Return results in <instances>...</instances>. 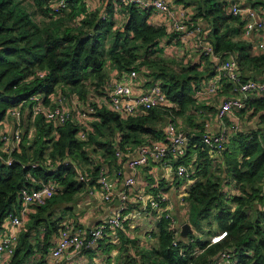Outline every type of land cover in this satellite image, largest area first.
Returning a JSON list of instances; mask_svg holds the SVG:
<instances>
[{"label": "trees", "instance_id": "obj_1", "mask_svg": "<svg viewBox=\"0 0 264 264\" xmlns=\"http://www.w3.org/2000/svg\"><path fill=\"white\" fill-rule=\"evenodd\" d=\"M58 1L0 0V125L14 109L27 115L19 142L21 151L17 148L9 153L0 134V230L8 216L20 213L22 190L39 188L51 181L59 186V191L46 205H32L37 212L31 214L32 224L24 228L21 242L8 264H22L32 252L28 233L41 221L43 212L56 204L69 203L87 186L101 189V172L117 184L124 183L122 168L129 152L141 145L153 146L159 140L165 141L164 128L168 123L177 125L178 115L183 117V122L194 121L199 110L195 93L205 84L199 83L210 76L207 70L193 74L189 70L178 72L149 56L164 49L166 41L176 39L179 45L184 42L181 34L170 32L164 21L157 25L152 22L155 13L152 7L115 0H100L94 4L93 0H66L67 6L56 12L53 4ZM169 1L173 8H185L190 26L200 24L209 34L206 42L213 46L214 55L236 54L243 81L250 78H245L242 71H264V51L253 53L250 43L242 39L245 20L229 12L232 0ZM249 1L253 6H264L263 0ZM121 15L126 16L123 25L115 28ZM202 58L210 57L202 53ZM143 66L151 71L146 74L147 87L154 85L147 77H156L164 88L167 103L159 108L124 117L104 104L92 103L95 112L80 116L89 120L85 125L72 119L59 125L48 121L43 114H35L34 104L42 101L46 107L53 106L56 93L68 96V100L78 94L84 105L89 102V88L102 91L106 96L112 81L110 69L111 77L117 75L116 81H121ZM234 86L223 77L220 90L238 93ZM35 96L39 99H33ZM244 103L246 107L237 112L244 115L247 110L258 114L261 125L249 132L231 133L227 148L219 151L224 165L220 177L215 181L210 177L213 161L202 147L210 148L201 140L206 131L203 124L198 123L189 132L192 141L196 139L199 146L194 152L193 148L187 150L178 162H173L174 166L186 164L189 178L199 175L185 196L191 212L194 211L192 224L198 226L202 220L213 218L218 229L228 232L225 240L209 247L210 240L195 233H190L188 240H181L172 220L163 211L158 213L161 217L157 231L149 232L156 238V245L141 244L139 239L127 235V220L122 229L108 228L98 247L103 243L106 252L115 249L117 245L107 242L110 239L107 235L115 231L122 240L121 252L128 254L129 247L135 249L132 256H127L125 264H217L221 250H231L240 264H264V94L245 99ZM118 151L124 152L123 158L117 155ZM96 152L105 159L104 164L93 161L92 155ZM195 152L199 161L192 165L190 154ZM9 156L13 160L11 164L6 163ZM150 161L156 162L152 158ZM104 165L115 169L113 179L104 171ZM78 170L88 177L87 182L79 180ZM117 171L122 174L118 175ZM224 184L235 186L239 193H229ZM56 225L55 221L46 223L45 236L57 229ZM193 228L197 231L195 226ZM39 262L42 264L44 257Z\"/></svg>", "mask_w": 264, "mask_h": 264}, {"label": "built area", "instance_id": "obj_2", "mask_svg": "<svg viewBox=\"0 0 264 264\" xmlns=\"http://www.w3.org/2000/svg\"><path fill=\"white\" fill-rule=\"evenodd\" d=\"M95 1L100 0H93V4ZM119 1L146 8L152 7L155 10V14L162 16L163 21L168 25L170 32L180 33L185 42L187 39H193L195 37L197 45L200 46L201 53L218 58V56L214 55L213 46L206 42L209 34L203 31L200 24H196L193 27L190 26V22L188 23L190 17L184 8H173L168 0H115V2ZM66 4V0H60L53 4V8L56 12H60L67 6ZM229 12L235 16H240L245 20L244 29L246 36H249L252 32H258L260 35H264V11H259L251 6L244 5L243 0H232L229 4ZM257 47L264 51V37H262L257 43ZM135 74L136 72H132L129 75L130 79H132ZM223 77L228 78L229 82L235 85L234 90L242 97L250 95V93L264 94V76L262 79L250 78L247 81H243L240 66L236 57H231L230 60L220 62L216 66V72L210 83L206 86H202L198 89V92L201 95H216L221 88ZM107 89L108 95L103 96L102 103L97 102V104L103 106V102H105L107 107L124 117L135 116L140 114V112L150 111L167 103V96L160 83H154V85L147 87L140 93L135 91L130 80L113 82ZM33 99L38 98L35 96ZM52 102L53 106L46 107L42 101H37L33 108L35 114H43L48 121H53L59 125L67 123V121L72 118V114L69 109L66 108L65 97L60 93L55 94ZM244 102L245 98L237 96L227 97L221 101L218 113V117L222 122L221 127L214 133L206 127L205 133L201 136V140L204 144L208 145L211 149H216L218 151L227 148V145L230 142L231 133L233 131H238L239 126L236 123L227 126L223 121L225 117L233 111L237 112L244 109L246 107ZM85 105L88 111L82 113L83 110L80 109L79 113L81 114V117H84L88 113L95 112L94 104L88 102L85 103ZM89 107L91 108L89 109ZM21 113L22 111L20 109H14L9 115L14 116L19 120ZM165 135V141L159 140L153 146L141 145L137 150L129 152L125 157L124 162L136 172L147 166L151 162V158L158 162L164 161L165 159L178 162L180 158L187 153L192 136L189 132L182 130V128H180L178 124L176 125V123H168L165 128ZM21 136L22 134L20 131L15 134L4 133L2 135L4 148L9 153L17 148L19 150ZM117 155L120 158H123L124 152L118 151ZM12 161L11 156H9L6 163L11 164ZM117 174L121 175L122 171H117ZM189 174L188 166L183 163H178V177H188ZM78 178L80 181L87 182L88 180V177H86L81 170H78ZM123 180L124 183L122 190H118L116 189L117 183L114 182V180H110L104 175V172L100 173L99 183L102 184V199L110 202L114 200V197L116 196L120 198L123 205L108 216V219H106L104 223H101L88 231L81 228H78V230L73 229L66 223L61 225L63 229L60 230V239L49 250L51 258L54 259L55 263L58 264L66 254H82L84 251L98 248L99 241L105 237L108 228L112 230L123 228V225L129 219L125 212L127 202L130 201L127 190L138 184V180L133 176H127ZM58 191V184L52 181L39 188H32V190L25 189L21 191L20 201L22 202V205L20 214L15 213L14 215H11L13 230L0 239V264L13 257L16 245L19 241L15 227L19 226L24 221L23 217L27 211L32 205H46L49 199H51V197H53ZM92 192L95 191L92 189L91 193ZM183 197L185 198L184 195ZM169 200L170 198L168 194L163 189L157 194L152 195L150 200H147L144 195L135 197V202L139 206L140 214L143 213V210H147L148 208L157 210L158 213L166 211V216L172 220L175 229H177L178 223L174 220L173 215H171V212L168 209ZM228 235L229 234L226 231H218L216 235L211 237L210 243L207 247L222 242L228 237ZM217 258V264H240L238 258L235 257L231 250H223L219 252ZM29 264H38V262H31ZM90 264L103 263L92 262Z\"/></svg>", "mask_w": 264, "mask_h": 264}, {"label": "crops", "instance_id": "obj_3", "mask_svg": "<svg viewBox=\"0 0 264 264\" xmlns=\"http://www.w3.org/2000/svg\"><path fill=\"white\" fill-rule=\"evenodd\" d=\"M253 2H257L260 0H252ZM264 2V0H263ZM243 4L247 6H251L254 8H260L261 11H264V6H253L251 4V1L249 0H243ZM154 19H152L155 23H163V19L153 13ZM152 17V18H153ZM202 20V19H201ZM199 20V23H202V21ZM245 25V21H244ZM242 39H245L248 43H250L252 52L253 53H258L262 52L257 47V43L261 40L264 35H260L258 32H252L249 36L245 35V32L243 30V34L241 35ZM184 40V39H183ZM174 44V43H173ZM174 53L169 52L171 56H173L175 59L178 58L182 60L183 58H189L195 63V67L198 69L196 72L199 70H207V72L210 73V76L207 79H203L199 84L205 82L203 86H206L210 83L211 79L213 78L215 72H216V66L222 62V61H227L230 60L231 57H235L236 54L233 52L229 55L228 53H225L223 56H218V58L214 56H209V59H203L202 58V53L200 46L197 45L196 43V38L194 37L193 39H187V41L183 42L181 45L176 44L174 47ZM190 55V56H189ZM213 69V70H212ZM195 72V71H194ZM195 72V73H196ZM242 74L245 78H254V79H262L264 75V71H257L254 69H249L248 71H242ZM130 78V77H128ZM147 79L146 76L144 77L143 75H137L130 79L131 85L133 88H135V91L137 93H140L144 89L147 88ZM116 82V79H113L111 83ZM202 86V85H201ZM60 92V91H59ZM231 93L228 94V92H225L223 89L220 90V92L217 95L213 96H208V95H201L198 92L195 93V96L197 97V104H198V111H196L198 114L196 116L195 121L198 122L199 124H203L204 127L206 126L209 128L211 132H216L220 129L221 127V120L218 117V111L220 107V103L224 98L227 97H232L234 93V96L239 97V93H235L233 90L230 91ZM59 94V93H56ZM55 96V95H54ZM53 96V97H54ZM262 94H257V93H250V95H247L243 98L245 99H253L257 97H261ZM39 99V97L37 96ZM102 103V102H101ZM105 105V102H103ZM67 104H70V101L67 102ZM72 105V106H71ZM67 106L69 111L72 114V120L75 121L76 123H80L81 121L83 122L82 124L85 125V122L89 123V120L82 119L80 116L81 114L79 113V110L77 107L79 105L80 108V103L79 100L75 101L73 104ZM202 114H201V113ZM244 118L239 117L237 114L238 112H232L228 114L225 119L224 123L228 126L233 123L238 124L240 130H245L247 132L251 131L252 129L257 128L258 126L261 125L259 121L258 114H253V112L250 113V111L245 110ZM177 118L176 121L178 122L179 126L183 128L186 132H190V130H194L192 128L194 127V123L190 120L188 123L183 122V117H180L179 115L176 116ZM27 115L25 112L21 113L20 119H16L14 116L7 115V117L4 119L2 125H0V134H15L18 131H20V128L26 125L27 121ZM170 120V119H169ZM22 121V122H21ZM167 119L164 120L165 123H167ZM18 122V123H17ZM189 126H188V125ZM165 129V128H164ZM24 131V129H23ZM33 131V130H32ZM21 132V131H20ZM83 134V138H84ZM191 135V134H190ZM190 145L188 150L191 151L195 150L199 144L197 143L196 139L192 141V138L190 140ZM203 149H207L209 153L210 159H212L213 163L217 162L219 165L222 166V159L219 158L220 152L218 150H213L211 148L202 146ZM19 151L20 148H19ZM194 152V151H193ZM190 158L192 160V165H195L194 163L197 162V154L192 153L190 154ZM92 159L94 162L100 161V163H103L105 159L101 156L99 152L93 153ZM96 160V161H95ZM199 161V160H198ZM174 160H168L165 159L164 161H156V162H150L147 166L142 168V170L139 171H133L130 167L127 166L125 163L123 165V173H124V178L127 176H133L136 177V180H138V184H136L135 187H130L127 192L129 194L130 201L127 202V208L125 212L127 213L129 219L127 224L131 226L134 231L129 232L127 231L128 228H126L127 235H129L133 239H139L140 243L145 244V245H156V238L151 235L149 232L152 230L157 231V225L160 220V217L158 212L153 211L149 212L146 210L142 214L139 213V206L135 202V197L139 195H144L147 200H150V197L152 195H155V192H159L162 189L171 197V210L173 211L174 215L177 216L178 218V228H177V234L178 238L181 240H188V235H183V225L188 221V216H187V209L183 210L187 205L188 201L183 197L187 195L188 189L196 182V178L192 179L187 176L183 177H178L177 175V166L173 165ZM107 163H105L106 165ZM104 165V166H105ZM186 165V164H185ZM165 168V169H163ZM104 171L109 172V177L112 179L114 178V173L115 169L114 168H106ZM78 174V172H77ZM162 175V179L161 178ZM123 183L117 184L116 189L122 190ZM232 187V188H231ZM94 190L95 192L91 193V190ZM224 189L228 191L231 194H238L239 190L235 188L233 185L229 184H224ZM117 190V191H118ZM80 196V197H79ZM78 197V198H77ZM169 197V198H170ZM185 200H184V199ZM79 199V200H78ZM170 202V201H169ZM122 201L118 197H114V200L108 202L104 201L102 199V190L97 188H93L90 186L85 187L81 191H79L69 203H64L62 205L56 204L54 205L53 208L49 209L47 212H43V216L40 217L39 219L41 220L38 225L35 223L33 225L32 229L29 230L28 233V238H29V243L32 246V252L28 254V257L26 258L25 262L22 264H29V263H34L38 262L44 257V262L42 264H57L55 263L54 259L51 258L50 251L51 249L60 239V230L63 229L61 225L67 224L68 226H71L73 229H83L85 231H88L89 229H92L93 227L104 223L106 219H108V216H110L112 213H114L119 207H122ZM184 207V208H183ZM168 209L170 210V205L168 203ZM37 208L33 206L31 209L27 211L25 216L23 217L24 221L17 227H15L16 232L18 234L19 241L16 245V248L18 244L21 242V234L23 233V230L27 225L32 224V218L31 214L36 213ZM17 214H20L19 211ZM11 216H8L5 220L4 227L3 229L0 230V239L2 237L11 232L13 230V222L11 220ZM51 221H55L56 224L58 225L57 229L52 230V232H49L47 236V227H45V224ZM191 225V223H189ZM56 225V226H57ZM140 225V227H138ZM191 228L193 230L192 233H195V230L193 226L191 225ZM116 232H112L111 234L107 235L110 237V239L115 240L119 236L115 235ZM120 239V238H119ZM111 243H114L113 241L110 240ZM115 244V243H114ZM117 252L120 254L121 259L119 256V259L117 258V264H124L123 259L125 258L124 255H122L119 247L121 243L118 245ZM47 248L46 251L42 248ZM15 248V249H16ZM99 248L92 249L91 251L85 253V254H66L58 264H90L92 262H102L103 264H109L108 262V256H98V251ZM129 256H132L133 253L135 252L134 248L129 247ZM105 251V250H104ZM9 260L3 261L2 264H8Z\"/></svg>", "mask_w": 264, "mask_h": 264}, {"label": "rangeland", "instance_id": "obj_4", "mask_svg": "<svg viewBox=\"0 0 264 264\" xmlns=\"http://www.w3.org/2000/svg\"><path fill=\"white\" fill-rule=\"evenodd\" d=\"M169 1V0H168ZM175 1V0H174ZM247 1V0H246ZM172 3V2H171ZM247 6V5H246ZM29 7V9L31 10V7L30 6H28ZM185 9V8H184ZM190 11L191 12H193L194 11V9L192 10V6L190 7ZM160 16V15H159ZM125 15H121V16H119V18L117 19V23H116V26H115V28H118V27H120V26H122L123 25V22H124V20H125ZM153 17V16H152ZM161 18H162V16H160ZM36 19L37 20H41V18L39 19V17L38 16H36ZM152 19H154V17L152 18ZM163 19V18H162ZM152 22L154 23V24H158V22H154L153 20H152ZM151 22V23H152ZM152 23V24H153ZM244 27V26H243ZM112 39V38H111ZM111 41L112 40H110V41H108L107 42V47L111 44ZM174 43V44H173ZM178 43V45H179V42L175 39V40H171V41H169V42H167L166 41V46H165V48L164 49H162V48H160L159 50L160 51H158L157 53H151L149 56L152 58V59H154V60H159L160 62H161V64H163V65H165V66H167V67H170V68H172V69H174L175 71L177 70L178 72H184V71H186V70H189V73H191V74H193L194 73V71H196V68H194L196 65H195V63L192 61L193 59H192V57H191V59H190V57L189 58H183L182 60H180V59H178V58H174L173 56H171L170 54H169V52H172V53H174L175 54V52H174V49H173V47L176 45ZM139 61H140V59H139ZM138 61V62H139ZM108 68H110V67H108ZM154 69H156L155 71H157V68H155V67H153ZM109 75H110V78H111V80H113V79H116L117 78V75H115V76H113V77H111V73H112V70L110 69L109 70ZM147 73H151V71H150V69H147L145 66H143V67H141L140 69H139V72H137V75H140V77H141V75H143L144 77L146 76V74ZM131 74V73H130ZM264 76V75H263ZM148 79H149V81L150 82H153V83H159L160 82V79H158L157 80V78L156 77H147ZM110 80V81H111ZM122 80L123 81H126V80H130V78H128V77H122ZM87 87H90V86H88L87 85ZM87 95H88V97H89V102L90 103H97V102H102V100H103V92L102 91H99V92H97V91H95V89H90L89 88V90H88V92H87ZM240 98H243L242 96H239ZM77 100H79V95L78 94H73L71 97H69V100H68V96H66L65 97V101H66V108H67V106H69V105H71V104H73L75 101H77ZM68 101H70V104H67V102ZM79 103H80V108H79V105H78V109H82L83 110V112L82 113H84L85 111H88L87 110V108L85 107L86 105H84V103L81 101V100H79ZM72 106V105H71ZM91 107H89V109H90ZM239 117H241V118H244V115H241L240 113H238L237 114ZM165 120V119H164ZM163 120V121H164ZM192 123H194V127H196L197 125H198V122H196L195 120L194 121H192ZM163 124V123H162ZM164 125V124H163ZM188 125V124H187ZM189 126V125H188ZM23 129H24V127H23ZM23 129H22V127L20 128V131L22 132L23 131ZM183 130V129H182ZM192 136V135H191ZM222 164V163H221ZM222 167H224V165L222 164V166L221 165H219V163H217V162H215V163H212V168H211V172H210V177H212L213 178V180L215 181V179L217 178V176H221V169L223 170V168ZM163 169H165V168H163ZM162 175L163 174H161V178L160 179H162ZM196 181H197V178H199V175H197L196 177ZM223 187H224V185H223ZM232 188V187H231ZM80 197V196H79ZM169 197H170V195H169ZM78 198V197H77ZM79 200V199H78ZM170 202H169V205H170V212H171V215H173V218H174V220L178 223V218H177V216L176 215H174V213H173V211L171 210V197H170V200H169ZM54 205V204H53ZM184 208V207H183ZM187 209V216H188V219H189V221H188V224L189 223H191V225L192 226H195V228L197 229V231H195V234L197 235V236H200L201 238H206V239H208V240H210L211 239V237L212 236H214L213 234L215 233V231L218 233V231H225V230H221V229H218V223L212 218L211 220H202L199 224H198V226L197 225H193L192 224V222H193V217H194V211H192L191 212V207H190V204L189 205H187V208H186V206H185V208L183 209V210H186ZM192 215V217H191V219H190V216ZM187 223V222H186ZM138 227H140V225H138ZM127 231H129V232H132V231H134V229L131 227V226H129V228H128V230ZM152 231H154V230H152ZM211 231H213L212 232V234H209V232H211ZM155 232V231H154ZM115 235V237H116V235H118V233L117 234H114ZM216 235V234H215ZM119 236V235H118ZM110 238V237H109ZM113 241L114 243H115V245L116 244H120L121 242H122V240L121 239H119V237L117 238V239H115V240H112V239H109V240H107V242H109V241ZM107 242H105V243H107ZM114 243H112V244H114ZM149 246H151V245H149ZM117 249H118V246L115 248V249H112V250H110V251H108L107 250V252L106 251H104V248H103V243H102V245H101V247L99 248V251H98V256H105V258H106V256H108V262H109V264H117V258L119 259V256H120V254L117 252ZM195 251H197V249L195 250ZM221 251H223V250H221ZM122 253V255H124L125 256V258L123 259V262H124V264L126 263V259H128L127 258V256H128V254L127 253H124V252H121ZM120 259H121V256H120ZM121 263H122V259H121ZM120 263V264H121Z\"/></svg>", "mask_w": 264, "mask_h": 264}, {"label": "water", "instance_id": "obj_5", "mask_svg": "<svg viewBox=\"0 0 264 264\" xmlns=\"http://www.w3.org/2000/svg\"><path fill=\"white\" fill-rule=\"evenodd\" d=\"M192 232H193V230L191 228V225L188 223H185L183 225V231H182L183 235H188V233H192Z\"/></svg>", "mask_w": 264, "mask_h": 264}]
</instances>
